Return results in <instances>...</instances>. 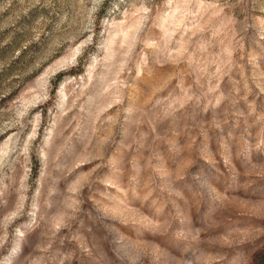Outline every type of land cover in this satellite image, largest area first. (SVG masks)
Masks as SVG:
<instances>
[{"label":"rangeland","instance_id":"374dc122","mask_svg":"<svg viewBox=\"0 0 264 264\" xmlns=\"http://www.w3.org/2000/svg\"><path fill=\"white\" fill-rule=\"evenodd\" d=\"M0 264H264V0H0Z\"/></svg>","mask_w":264,"mask_h":264}]
</instances>
